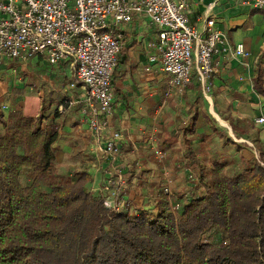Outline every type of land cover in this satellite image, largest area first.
I'll use <instances>...</instances> for the list:
<instances>
[{
  "label": "trees",
  "instance_id": "16d2710c",
  "mask_svg": "<svg viewBox=\"0 0 264 264\" xmlns=\"http://www.w3.org/2000/svg\"><path fill=\"white\" fill-rule=\"evenodd\" d=\"M41 107L36 117L0 112V264H264L263 152L218 130L225 148L168 158L171 176L185 170V186L161 189L153 209L134 214L107 208L88 171H57L60 114Z\"/></svg>",
  "mask_w": 264,
  "mask_h": 264
},
{
  "label": "crops",
  "instance_id": "0c3cea01",
  "mask_svg": "<svg viewBox=\"0 0 264 264\" xmlns=\"http://www.w3.org/2000/svg\"><path fill=\"white\" fill-rule=\"evenodd\" d=\"M190 7L189 23L201 28L203 18L210 16L226 38L225 50L213 57L207 97L195 74L183 91L165 95L169 77L161 69L157 51L147 46L157 41V29L144 15L115 30L123 40L110 81L114 105L110 121L123 137L117 146V161L156 159L157 149L164 158L187 157L189 147L195 156H204V150L212 153L211 149L225 148V137L220 138L218 130L235 142L248 143L252 151L264 153V123L256 122V117H264V8L237 0H191ZM238 43L243 44L246 55L233 54ZM156 56L155 61L150 60ZM75 77L71 62L50 65L37 56L25 63L0 57V112L4 118L15 110L36 117L43 102L52 112L64 104L65 115L60 113L57 120L61 127L56 154L64 146L72 151L75 136L69 130L77 122H69L71 116L66 113L73 99L86 93ZM256 78L260 89L254 85ZM192 113L196 119L192 131L182 133L180 128ZM54 116L53 112L50 117ZM42 123L44 127L48 122ZM81 123L80 118L78 125ZM202 134L211 136L202 139ZM82 140L87 151L94 153L92 140L85 135ZM229 150L234 153L231 147Z\"/></svg>",
  "mask_w": 264,
  "mask_h": 264
},
{
  "label": "built area",
  "instance_id": "2783aa9c",
  "mask_svg": "<svg viewBox=\"0 0 264 264\" xmlns=\"http://www.w3.org/2000/svg\"><path fill=\"white\" fill-rule=\"evenodd\" d=\"M237 1L264 8V0ZM190 4L191 0H0V57L26 62L37 56L50 65L71 62L86 90L79 126L96 146L94 152L116 161L123 137L110 121V81L123 40L115 30L144 15L157 29V41L147 46L157 51L169 77L165 95L183 91L195 74L207 97L213 57L225 50L226 38L210 16L203 18L201 28L189 23ZM233 54L246 55L242 43ZM256 122L263 124L264 117H256ZM156 152V159L165 157L161 150Z\"/></svg>",
  "mask_w": 264,
  "mask_h": 264
},
{
  "label": "rangeland",
  "instance_id": "374dc122",
  "mask_svg": "<svg viewBox=\"0 0 264 264\" xmlns=\"http://www.w3.org/2000/svg\"><path fill=\"white\" fill-rule=\"evenodd\" d=\"M70 88L74 89V87ZM73 101L72 107L68 108L69 111L66 114L73 118L69 117V122L75 120L77 122L74 129L69 130L70 135L75 136L74 144L72 151L67 150L64 146L61 153H55L57 171L71 175L72 179L76 178L75 172L78 170L88 171L92 176L89 184L91 192L101 194L107 208L122 209L134 214L143 209H153V199L161 189L168 193L172 187H177L178 183L182 185L179 186L180 188L185 186L184 176L187 178L186 174L184 175L185 170L181 167L175 168L174 176H171V172L166 166L168 158L112 161L111 158L107 159L102 152H88L82 140L85 133L80 131L82 128L78 125L81 118L79 114L81 99L74 98ZM65 112L64 108L58 110L59 114L65 115ZM254 153L257 154V152ZM176 164L179 163L176 161ZM30 179L31 176H22L21 182L25 185L30 182ZM187 185L189 187V184ZM193 187L190 185V188ZM194 192L201 194L203 188L197 185L194 187ZM171 205L174 206V203L171 202Z\"/></svg>",
  "mask_w": 264,
  "mask_h": 264
}]
</instances>
